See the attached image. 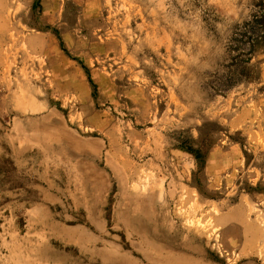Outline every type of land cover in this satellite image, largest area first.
<instances>
[{
  "label": "rangeland",
  "instance_id": "obj_1",
  "mask_svg": "<svg viewBox=\"0 0 264 264\" xmlns=\"http://www.w3.org/2000/svg\"><path fill=\"white\" fill-rule=\"evenodd\" d=\"M264 0H0V264H264Z\"/></svg>",
  "mask_w": 264,
  "mask_h": 264
},
{
  "label": "trees",
  "instance_id": "obj_2",
  "mask_svg": "<svg viewBox=\"0 0 264 264\" xmlns=\"http://www.w3.org/2000/svg\"><path fill=\"white\" fill-rule=\"evenodd\" d=\"M264 50V2L256 6L250 19L238 26L227 45L229 55L227 71L215 81L214 91H228L239 84L247 75L251 58Z\"/></svg>",
  "mask_w": 264,
  "mask_h": 264
}]
</instances>
